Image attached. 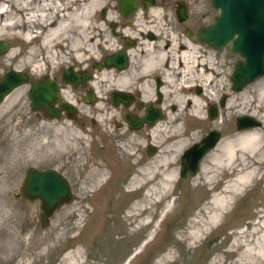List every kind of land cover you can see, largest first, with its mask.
I'll return each instance as SVG.
<instances>
[{
	"label": "rangeland",
	"instance_id": "374dc122",
	"mask_svg": "<svg viewBox=\"0 0 264 264\" xmlns=\"http://www.w3.org/2000/svg\"><path fill=\"white\" fill-rule=\"evenodd\" d=\"M201 1L200 9L206 11L205 19L209 21L216 14V10L211 7L209 0ZM105 2L107 7H99L94 16V22L104 30L99 37V45L93 48L91 55H88L90 58L84 56L78 62L86 65L94 74L99 71L95 67L91 68V63L100 62L101 57L112 51L117 43L116 38L110 33L108 24L116 22V28L125 24L123 18H120L117 0ZM38 3L39 0L30 3L28 6L30 12L38 10L41 6ZM8 4L10 3L0 1V10H6ZM102 9L104 14L101 15ZM8 10V14L0 18V41L8 44L7 51L0 55V75L8 69H14L23 72L29 79L17 87L15 93L13 90L9 93L14 94V97H6L7 99L0 102V264H7L1 263L6 255L3 248L7 246V241L3 237L4 232L13 233L27 242L31 237L41 239L53 229L54 232L61 234L59 240L50 245L47 253L40 257L38 264H69L65 257L76 251L80 252V256L73 264H123L126 259H129L126 264H210L215 256L224 257L227 263V257L222 256V252L230 244L229 233L250 231L251 223L257 221V212L264 211V76L240 91H232L229 76L233 63L240 57L223 48L209 54L213 60L211 83L202 81L201 75L192 72L193 74H187L183 80H179L178 84L173 79L170 86H167L174 94L167 92L162 100L166 107L165 113L167 111V114L168 112L175 114L182 109L183 114H192L191 105L185 109L183 104L184 109H180L177 106L178 102L176 103V100L180 101L183 97H192L200 100L199 117L196 119L190 115H182L179 121L184 142L179 151L173 152V156L170 157L171 169L176 176L168 198L171 211L157 221L155 215L151 216L154 221L149 231L151 235L145 241L146 236L136 229V224H126L123 220L127 207L138 196L124 190V185L129 182L135 168L133 169L129 163L133 162V159L125 160L126 157L119 147L125 145L124 149L127 150V146H130L137 152L136 157L142 158V161L156 160L159 152L147 155L144 143L152 142L154 143L152 145L158 148V144L167 139L166 134L157 132L152 135L140 130L135 132L136 136L130 134L132 142H128L130 139L123 136L124 131L120 132L121 127L114 125L109 117L104 119L106 112L100 111L105 104L102 95L111 87L120 86V82H111L110 79L97 81L99 92L97 101L94 104L80 102L75 120L62 117L49 119L31 111L27 97L28 83L41 75L51 78L59 69L77 61L72 57L74 52L69 50L66 42L56 43L58 44L56 48L46 50L39 49L41 39L38 37L27 43L22 39V34L27 31L26 27L3 34L5 25L11 24L16 18L21 21L26 19L15 14L13 9ZM139 22L131 25L133 30H145L148 26L140 25ZM103 42L111 45L108 51L102 49ZM31 50L37 51L34 57L29 54ZM202 50L204 53L207 51L203 47ZM52 53L55 54L54 59L51 61L49 58L46 59L48 55L52 57ZM198 57L204 58V62L207 63V55ZM34 65L38 68H34ZM134 70L137 71L135 65ZM192 75L193 80L199 82V85L207 83L206 87L200 86L202 88L200 93L191 91L185 95L187 91L184 89L176 90L175 84L182 85L192 81ZM221 96H224V106L218 108L216 118L208 119L207 106L209 104L217 106ZM245 114L258 119L261 125L246 132L235 131L234 119ZM199 118L203 120L200 121ZM211 129L219 132L216 148L212 151L214 146L202 157L199 170L195 174L181 178L179 157L182 150L190 143L197 142L202 134ZM248 133L258 135L261 144L255 149L243 150L237 139ZM228 140L234 141L237 158L230 169L219 168L215 161L207 159V154L221 152L220 146ZM71 144L73 148L69 147ZM108 144L115 145L116 148L108 147ZM100 161L107 170L103 169L104 182L96 188L84 190L83 187L89 182L91 164L101 163ZM28 166L56 170L68 181L72 195L71 201L56 208L43 227L37 219L40 212L38 201L28 202L17 196V187ZM250 171L253 172L252 181L222 214L220 227L203 233L199 241L193 245L188 244L184 239L188 232L186 226L188 218L201 206L206 205L212 195L220 193L234 179L235 173L244 174ZM203 173L213 177L211 184L202 185ZM200 215L203 216V213ZM136 250L139 253L133 255ZM34 251L35 248H31L28 253ZM231 259H235L234 253Z\"/></svg>",
	"mask_w": 264,
	"mask_h": 264
},
{
	"label": "bare ground",
	"instance_id": "6f19581e",
	"mask_svg": "<svg viewBox=\"0 0 264 264\" xmlns=\"http://www.w3.org/2000/svg\"><path fill=\"white\" fill-rule=\"evenodd\" d=\"M0 1L6 2V4L8 2L10 3L6 10H0V18L8 14V8H10V10L13 9L15 14L24 16V19L26 18L24 21L16 18L11 24L5 25L3 28V34L13 32L18 28L26 27L27 31L22 34V39L29 43L38 37V39H41L40 50L56 48L55 46L59 43L66 42L68 43L69 50L74 52L72 57L77 62H80L84 56L90 58L88 55H91L90 53L93 48L99 45V37L104 33V30L94 22V16L99 7H107L106 0H39L38 4L41 6L38 7L36 12L32 11L33 13L30 12L31 9L28 7L33 0H29V2L26 3H12L10 0ZM148 13L153 16L157 13V10L152 8ZM107 15L110 20L111 17L109 16V13ZM120 18L122 19L123 17L121 16ZM141 19L142 16L139 13L135 16L134 21L137 23V21H140ZM148 29H150L149 26H147L145 30ZM34 33H37V35L35 36ZM120 33L129 35L133 32H131V28L125 27ZM105 42L101 44V47L104 51H108L111 48V45H106ZM36 53V50H31L29 52L32 57H34ZM195 53L196 51L192 50L191 47H187L186 51H183L180 54V60L182 62L181 67L174 68L173 66V69L171 70V67H169V70L181 74L182 77H185L190 72H196L201 75L202 81L204 80L207 83H211L213 75L211 55H207L206 63L204 62V58L199 59V57L193 56ZM53 57H55V54L52 53V57L48 55L46 56V59L49 58L51 61ZM148 63L145 62L143 64V71L149 67L150 64ZM34 68H38V66L34 65ZM29 73L31 72L29 71ZM127 76V74L119 75L112 71L107 72V69H104L93 75L91 87L98 95V80L110 79L111 82H124L127 80ZM171 77L172 75L170 72L165 71L163 73V79L165 82L170 81ZM207 83L200 86L206 87ZM17 87L13 89V93L16 92L15 90ZM64 94L66 95L67 92H64ZM14 96L15 95L11 93L6 97L10 98ZM177 102V106L180 109H184L183 104L185 105V109L191 105V109H193V111L191 110V113H193L183 114L182 109L180 110L182 113L176 112L175 114H171L168 112L165 120L158 122L149 130V133L152 135L157 132H163L167 137L165 141L158 145L160 151L156 160L148 159L142 161V158L136 157L137 152L133 151L130 146H127V150L124 149V147L126 148L125 145H122L121 147L117 146L120 148L122 154L125 155V160L133 159V162L129 163L133 169L135 168L129 182L124 185V190L125 192H130L138 196L137 199L131 202V205L127 207V212L123 217V220L126 224H136V229L142 231L143 235L146 236L145 241H147L151 235L149 231L154 222L151 216L155 215L157 221L171 211V204L168 201V198L171 194V184L176 176L171 169L170 157L173 156V152L176 153L179 151L182 146L181 144L184 142V137L180 132L179 121L182 115H190L196 119L199 117L198 109H200V100L198 98L183 97L180 101L176 100V103ZM103 109L100 111H103ZM246 131H249V129L240 131V133ZM122 134L123 136L129 137L127 138L130 139L128 142H132L130 134L126 132H123ZM237 142L243 150L255 149L261 144L259 136L254 133L244 134L237 139ZM216 144H218V142ZM233 144L234 141L232 140L224 142L219 148L221 149V152L218 150L219 152H217V154L208 153L207 159L215 161V165L219 168L223 167L225 169H230L237 158V151L235 150L236 146ZM107 146L113 149L116 148V146L112 144H108ZM69 147L73 148V145L71 144ZM91 167L92 170L89 182L83 187L84 190H90L94 187L96 188L104 182L103 176L106 169L102 162H93ZM252 174V171L244 174L238 172L235 173L234 179L227 184L220 193L212 195L210 201L206 205L201 206L193 216L188 218L186 222L188 232L184 236V239L188 241V244L193 245L195 242L199 241L203 233H207L211 229L216 230L220 227L222 214L228 210L235 198L241 193L247 184L252 181ZM212 178L213 177H208L203 173L202 185L211 184ZM210 190H212V188ZM140 196L141 198H139ZM154 206L155 208H153ZM200 213H203V216L200 215ZM257 214V221L251 223L250 231L245 230L229 233L230 244L228 245V248L222 252V256L226 255L227 257V263H225L224 257L215 256L210 264H264V211L257 212ZM60 235L61 234L54 232L53 229L41 239L31 237L26 242L19 236L6 231L3 233V237H5L7 241V246L3 248L6 255L1 263L38 264L40 257H43L47 253L52 243L59 240ZM143 246H145V243ZM31 248H35L34 253H28V250ZM137 253H139L138 250H136L133 255ZM233 253L235 254V259H231ZM79 256L80 252L76 251L74 254L67 255L65 260L67 263L73 264ZM128 261L129 259H126L123 264H126Z\"/></svg>",
	"mask_w": 264,
	"mask_h": 264
},
{
	"label": "water",
	"instance_id": "95a60500",
	"mask_svg": "<svg viewBox=\"0 0 264 264\" xmlns=\"http://www.w3.org/2000/svg\"><path fill=\"white\" fill-rule=\"evenodd\" d=\"M153 0H140V6L145 9ZM118 10L122 16H127L136 8L137 0H117ZM211 6L216 9L212 22L197 31L196 38L209 47L221 50L227 46L228 50L236 53L240 59L234 63L229 80L232 91H240L246 85L264 76V0H210ZM103 9L101 10V15ZM180 20L182 18H179ZM113 25H111V28ZM8 49L6 42L0 41V55ZM125 66L123 50L104 55L102 64H96V69H117ZM90 76L87 75V78ZM80 76L63 70L60 82L74 86ZM27 82V75L14 69H8L0 75V102L11 90ZM121 96L114 90L112 99ZM29 108L31 111H42L47 118H57L59 110L64 109L69 113L74 110L71 105L62 102L57 96V87L54 79L40 76L29 82L27 89ZM93 103L94 97L88 92L83 100ZM58 102L59 109L51 105ZM115 102H113L114 104ZM224 106V96L217 101V106L210 104L207 110L208 119L212 120L218 115V108ZM160 118L157 112L149 108L146 114L139 119L127 118L130 128H137L142 121L151 125L154 119ZM258 119L250 115H238L234 121L235 131L240 132L260 126ZM219 140V132L215 129L208 131L195 143L189 144L181 153L179 163V176L193 175L199 170L202 157L211 150ZM154 148L146 146V154L150 155ZM17 196L24 201H38L40 212L37 219L41 227L47 224L48 218L54 210L72 199L68 181L54 169H36L28 166L17 187Z\"/></svg>",
	"mask_w": 264,
	"mask_h": 264
},
{
	"label": "flooded vegetation",
	"instance_id": "af4514ba",
	"mask_svg": "<svg viewBox=\"0 0 264 264\" xmlns=\"http://www.w3.org/2000/svg\"><path fill=\"white\" fill-rule=\"evenodd\" d=\"M200 5H202L201 0H153L151 5H148L145 9H143L140 6V0H137L136 8L131 14H129V16H122L119 12V14L123 17L125 24H122L119 28H116L115 23L108 24L110 33L114 36V38H116L115 40L117 43L114 45V50L108 52L107 54L123 50L125 54V66L119 69L115 67H102L98 71L100 72L101 70L107 69V72L112 71L113 73L119 75L127 74L128 76L126 81H120V86L111 87L106 94L102 95L104 98L103 102L105 103L104 106H102L104 108L103 112H106L103 117L104 119L109 117L114 125L121 127V133L124 131L133 136H136L135 132L140 130L149 133V130L154 125L165 120L167 111L165 113L164 109L166 107L162 103V100L167 92L173 93L167 86H170V82L173 79V81L177 82V84L179 80L184 79V76L182 77L181 74L171 70L173 69V66L174 68L181 67L182 62L180 60V54L183 51H186L187 47H191L192 50L196 51L193 56L198 57L200 55L201 58L204 54L208 55L210 52L219 51L207 46L206 44L200 43L196 38L198 29L209 25L214 17L213 16L209 21H206V11H202L203 8L200 9ZM152 8L157 10V13L153 16L148 13V11ZM139 13L143 19L140 20L139 24L143 26L148 25L150 29H142L143 31L139 29H132L131 25H135L136 22L134 19ZM179 18L182 19L180 20ZM111 25H113V28H111ZM125 27L131 28V32L133 33L129 35L120 33ZM202 47L207 50V53H209H204ZM223 48L228 50L226 45L223 46ZM230 52L234 53L232 51ZM103 57L104 55L101 57L100 62L91 63V68L95 67L96 64H102ZM145 62H149L148 64L150 65L143 71L141 68ZM134 65L137 71H133ZM169 67H171V70H169ZM63 70H69L70 72L80 76L81 80L78 79L74 83V86L69 83H61L60 79ZM165 71L170 72L172 75L170 81H167L168 83L163 79V73ZM188 74L193 73L190 72ZM87 75L90 77L87 78ZM93 75L94 73L90 70V68H87L86 65L78 62L67 64L65 67L56 71L54 76L51 78L56 82L57 96L61 98L62 102L71 105L74 110L72 113H69L64 109H60L58 117L75 120L78 116L77 113L79 110V104L80 102L85 103L83 100L87 97L88 92H90L94 97V102L90 104H94L97 101L99 96L91 87ZM194 75L196 74L194 73ZM191 77L192 81H189L188 83H183L182 85L175 84L177 86L176 90L180 91L184 89L187 91V94L185 95L190 94L191 91L196 94L200 93L202 88L200 87L199 82H195L193 80V75ZM114 90L120 92L121 96L116 99H112ZM64 92H67V94L65 95ZM113 102L115 103L113 104ZM209 105L206 109V115ZM51 107L59 109V103L56 102L52 104ZM147 108L151 111L157 112L160 118L154 119L151 125L142 121L139 127L130 128L127 118L139 119L146 114ZM34 112L40 116H44L43 112L40 110ZM44 117L47 118L46 116ZM200 121L202 120L200 119ZM204 134L201 135L199 140L204 136ZM144 144H146V146L150 145L154 148L152 154L160 151L156 146L152 145L154 144L152 142H146Z\"/></svg>",
	"mask_w": 264,
	"mask_h": 264
}]
</instances>
